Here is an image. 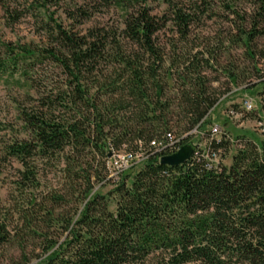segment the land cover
Wrapping results in <instances>:
<instances>
[{
	"label": "trees",
	"instance_id": "1",
	"mask_svg": "<svg viewBox=\"0 0 264 264\" xmlns=\"http://www.w3.org/2000/svg\"><path fill=\"white\" fill-rule=\"evenodd\" d=\"M103 1L122 10L121 40L100 26L74 32L49 13L52 6L61 8L81 24L92 16L85 0L32 2L31 8L54 20L48 44L6 41L0 29V82L28 88L16 111L29 137L4 147L6 157L22 165L18 183L39 186L35 160L62 154L71 186L85 199L77 217L67 223L65 239L49 241L41 264H146L151 257L157 264H264V137L242 141L243 136L232 139L223 130L222 137L211 132V113L221 95L206 70L227 76V92L248 78L245 70L233 64L217 69L216 49L180 55L174 47L173 56H167L155 41L166 21L152 13L148 0ZM256 2L250 29H241L235 41L245 46L251 70L264 81V48L255 49L264 37V0ZM168 4L177 33L187 39L195 10ZM2 8L11 23L26 12L11 11L6 2ZM46 63L65 72L61 86L39 72ZM112 63L115 71L110 74L100 70ZM196 128L205 145L186 163L163 164L162 157L171 154L156 152L129 183L128 174L118 180L109 177L106 163L112 148L148 150L151 141L167 133L182 145L190 144L199 136L190 134ZM234 140L243 142L242 147L227 165L223 154ZM213 155L217 162L210 160ZM98 183L114 187L105 194L94 189ZM10 236L0 221V245Z\"/></svg>",
	"mask_w": 264,
	"mask_h": 264
},
{
	"label": "rangeland",
	"instance_id": "2",
	"mask_svg": "<svg viewBox=\"0 0 264 264\" xmlns=\"http://www.w3.org/2000/svg\"><path fill=\"white\" fill-rule=\"evenodd\" d=\"M33 1L35 0H10V2L9 0H0V29L4 40L48 44L50 31L55 27L54 20L60 22L67 29L73 27L74 32L100 26L116 32L118 39H122V10L107 7L103 0H85L92 16L81 24L68 18L63 9H57L55 6L49 8V13L54 12V20H50L36 9L31 8ZM169 1L187 12L195 10L196 20L191 24L190 34L185 40L179 36L173 24ZM5 2L10 4L11 11L14 9L24 10L25 14L16 22L11 23L12 17L2 8V4ZM148 5L158 19L166 21V26L157 32L155 41L167 56H173L174 47L176 54L180 55L186 51L203 50L208 53L211 49H216V56L219 60L217 64L215 63L217 69H221L223 65L233 64L240 71L245 70V75L248 78L241 79L237 85L233 86L234 92L227 95L216 106L211 113V118L215 124L222 127L223 134L228 132L232 139H236L238 135L243 136V139L240 138L242 141L249 139L258 141L263 138L264 81H258L259 75L255 76L251 70L252 64L246 55L245 46L241 42L235 41L239 38L241 29H250L252 18L258 11L259 5L256 0H148ZM41 13L43 14V12ZM256 42V50L264 48V37ZM123 43L126 47H131L128 40H124ZM114 67L113 63L104 64L100 70L110 74L115 71ZM258 67L260 66L258 65ZM39 72L41 74L46 72L47 80L52 79L57 86H61L66 79L63 69L53 63H46L43 68H39ZM206 73L213 80L212 86L220 92L221 96L228 93L231 85L227 76L213 68L207 69ZM247 83L252 84L250 89H246ZM26 91L28 88L21 83L0 82V221L5 222L7 229L11 232L10 241L0 245V264H41L47 255L46 246L49 241L65 239L67 223L77 217L85 203L80 190L74 191V187L71 186L72 180L64 172L66 165L62 154H58L51 160L38 158L35 160L40 173L39 186L19 185L18 182L22 181L19 177V169L22 168V165L17 160L6 157L4 147L14 139L29 137L19 112L16 111L17 101L24 103ZM31 93L34 95V90ZM243 97L253 100L255 106L253 111L244 112L242 110ZM232 105L243 111L240 116H228L227 108ZM175 130L177 131V128ZM198 135V138H195L193 142L202 145L204 143L202 135L201 133ZM219 137L222 136L219 135ZM238 141L234 140L224 152L223 161L225 164L230 165L233 155L237 149L242 147L243 142ZM191 145L195 146L193 143ZM143 163L142 161L137 162L126 170L124 175H130L128 183L131 181V175L137 172ZM94 165L105 173L103 165L101 166L97 162ZM85 167H87L86 164ZM77 169L79 170V167ZM81 182L78 180L77 183ZM113 187L112 183L103 186L98 183L94 189L107 194ZM58 195L62 198L57 199ZM33 201L36 202L31 206L30 203ZM112 208L114 209L115 206ZM146 264H157V259L151 257Z\"/></svg>",
	"mask_w": 264,
	"mask_h": 264
},
{
	"label": "built area",
	"instance_id": "3",
	"mask_svg": "<svg viewBox=\"0 0 264 264\" xmlns=\"http://www.w3.org/2000/svg\"><path fill=\"white\" fill-rule=\"evenodd\" d=\"M262 66L264 67V57L262 59ZM235 89H231L228 93L224 94L220 97V100L218 101L217 105L230 93H233ZM214 107V109L216 108ZM241 108L243 111H253L255 109L253 100H250L248 97H243ZM213 109V110H214ZM226 113L230 117H238L241 115V112L237 110V108L232 105L227 108ZM197 128L190 132V134L195 133L198 134ZM212 135L215 137H219V135L222 133V127L218 124H214L212 127ZM202 134V133H201ZM181 139L177 138L172 133H167L163 138L161 139H155L151 141L150 147L148 150L141 147L138 151H128L125 149L116 150L112 148L110 152V156L107 160L106 167L109 173V177L118 180L122 174L126 172L132 165H134L137 162H145L152 154H155L156 152L164 153L167 152L169 154L176 153L181 149L183 146L181 143ZM194 144V152L193 154H197V150L200 147H203L205 144L202 143H196L191 142L190 144ZM210 160L217 162L218 157L216 155H213Z\"/></svg>",
	"mask_w": 264,
	"mask_h": 264
},
{
	"label": "water",
	"instance_id": "4",
	"mask_svg": "<svg viewBox=\"0 0 264 264\" xmlns=\"http://www.w3.org/2000/svg\"><path fill=\"white\" fill-rule=\"evenodd\" d=\"M194 147L191 144H185L174 154L163 156L161 163L170 166H179L186 163L193 155Z\"/></svg>",
	"mask_w": 264,
	"mask_h": 264
}]
</instances>
